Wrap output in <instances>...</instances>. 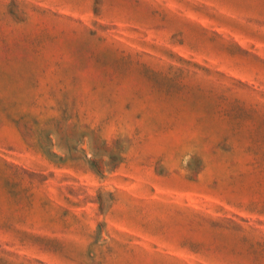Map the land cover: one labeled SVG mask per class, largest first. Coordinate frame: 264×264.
Wrapping results in <instances>:
<instances>
[{"label": "rangeland", "instance_id": "1", "mask_svg": "<svg viewBox=\"0 0 264 264\" xmlns=\"http://www.w3.org/2000/svg\"><path fill=\"white\" fill-rule=\"evenodd\" d=\"M0 264H264V0H0Z\"/></svg>", "mask_w": 264, "mask_h": 264}]
</instances>
